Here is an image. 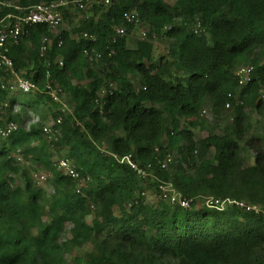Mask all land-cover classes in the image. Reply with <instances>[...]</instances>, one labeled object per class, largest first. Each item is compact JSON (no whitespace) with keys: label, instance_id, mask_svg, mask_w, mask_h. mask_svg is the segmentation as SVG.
Wrapping results in <instances>:
<instances>
[{"label":"trees","instance_id":"16d2710c","mask_svg":"<svg viewBox=\"0 0 264 264\" xmlns=\"http://www.w3.org/2000/svg\"><path fill=\"white\" fill-rule=\"evenodd\" d=\"M52 1L0 0L21 8ZM8 12L20 13L2 9L0 17ZM68 18L69 29L34 25L6 45L14 70L39 92L22 104L1 87L12 76L0 68V129L17 127L0 136V264H66L86 246L72 264H264V214L203 204L212 197L264 208V0H110L74 25L66 11ZM117 27L125 34L113 42ZM140 29L145 36L132 39ZM156 41L167 43L158 57ZM242 65L253 74L240 87ZM46 84L68 111H57ZM45 103L52 119L62 116L49 135L40 119L23 126L27 108ZM200 129L207 134L197 138ZM167 153L173 161L161 169L156 159ZM128 154L139 166L151 163L190 207L170 206L153 180L112 157ZM55 155L77 179L57 170ZM41 173L48 197L32 177Z\"/></svg>","mask_w":264,"mask_h":264},{"label":"built area","instance_id":"2783aa9c","mask_svg":"<svg viewBox=\"0 0 264 264\" xmlns=\"http://www.w3.org/2000/svg\"><path fill=\"white\" fill-rule=\"evenodd\" d=\"M110 4V0H54L50 3H41L33 6L21 8L12 2H0V11L2 9L14 10L20 13H6L4 16L0 17V68L5 69L11 74V79L6 85L1 87L8 92L14 94H34L39 92L38 86L29 81L20 77L17 72L14 70V64L12 59L8 56L6 51V45L9 42L17 43L18 39L21 36H24L28 33V29L34 25H45L49 31L53 34H56L59 27L64 21V16L66 11L74 16L75 14H81L86 11L87 8L93 6L104 5L107 6ZM84 14L79 15L75 20L77 23L79 20L83 19ZM125 22L127 23H138V19L135 17L134 13H125L123 15ZM200 24L197 23L194 27V33H198ZM125 34V29L123 27H117L114 30V36L112 41L115 42L118 36H123ZM139 35L143 38L145 36V31L140 29ZM82 38L94 39L92 35L82 33ZM49 38L44 36L41 39V48L40 54H45L47 46L49 44ZM58 44H61V39H58ZM110 54H113V50L110 51ZM101 55L95 54L96 58H99ZM61 65V64H60ZM253 74V67L250 65H242L236 69L235 76L237 79L238 86L243 87L251 81ZM110 87L113 86V83L109 84ZM44 92L47 93L55 103L59 104L57 111L60 113H65L68 111L65 103L62 102L58 93V89H55L50 84H46L43 88ZM260 97L264 101V90L260 91ZM6 106V104H5ZM225 108H230V103L225 105ZM202 115L205 118H210V113L206 110L202 111ZM62 121V116L58 114L55 119H52L51 124L43 126V133L49 135L51 133V128L54 124H60ZM16 125L14 123H8L5 127L0 129V136L7 137L16 131ZM119 164L127 166L132 170L138 177L143 180L151 179L155 182L156 190L158 196L161 200L168 203L170 206H179L180 208L187 209L190 207L192 199L184 198L171 184L170 182H165L159 180L152 173L151 163L146 164L145 166H139L132 158L130 154L117 157L116 155L112 156ZM173 155L170 153L165 154L162 158H157L156 163L161 169H166L173 161ZM57 170L63 175L71 177L72 179H77L78 174L75 171L74 166L70 164L67 159L61 158L57 161ZM45 174L41 173L39 175H33L34 182L39 185L41 182H45ZM144 192H142V195ZM203 204L209 208L217 211H223L227 206H235L240 209H244L247 212H254L256 214H264V208L257 207L255 205H247L244 202L230 200V199H215L212 197H206L203 201Z\"/></svg>","mask_w":264,"mask_h":264},{"label":"rangeland","instance_id":"374dc122","mask_svg":"<svg viewBox=\"0 0 264 264\" xmlns=\"http://www.w3.org/2000/svg\"><path fill=\"white\" fill-rule=\"evenodd\" d=\"M84 13H81V14H75L74 16H72L73 18V25H74V22L75 20L78 18L79 15H82ZM69 21V18L67 19V21H63L62 25L59 27V30L58 31H61V30H64V29H69V25L70 23ZM139 31V30H138ZM136 31L133 33V36L132 39H139L140 38V35H139V32ZM166 45L167 43L165 41H156L154 43V46H155V54L156 56L158 57L159 54H161L165 49H166ZM18 100L21 101L22 104H24L23 101H28V99H33L31 98V95L30 94H18ZM20 103V104H21ZM18 105L16 106V110L20 107L21 105ZM207 112L209 110L205 109ZM209 113V112H208ZM38 119L41 120V122L44 124V125H49L51 124V121H52V114H51V106L49 103H45V105L43 104H36L35 108L34 106L31 107V108H27V116L25 117V120L23 122V126L27 129L28 125L30 123H35ZM209 119V120H208ZM210 119H211V116L210 118H206V120H208L210 122ZM259 128H264V123H261V126ZM207 134V131L204 129V130H197L195 132V135L197 138H202L204 136H206ZM63 154V153H62ZM61 156H54L53 157V161L56 162ZM30 166V164L28 165ZM30 169H34L33 166H30ZM32 176V175H31ZM17 182H20V180H17ZM41 187L42 189L44 190V193L46 194V197H48V195L50 194V188H49V185L44 182L43 184H41ZM146 190V197H147V200L148 202H154L157 200L156 196H155V192L152 188H148L146 187L145 188ZM88 221H90V218L87 219ZM86 250H91V246H86L84 247L83 249H79V250H73V252L70 254V255H67L65 257V261H66V264H72V261H73V258L74 256L76 255H79L81 254L83 251H86Z\"/></svg>","mask_w":264,"mask_h":264},{"label":"clouds","instance_id":"9594fccd","mask_svg":"<svg viewBox=\"0 0 264 264\" xmlns=\"http://www.w3.org/2000/svg\"><path fill=\"white\" fill-rule=\"evenodd\" d=\"M40 185V184H39Z\"/></svg>","mask_w":264,"mask_h":264}]
</instances>
